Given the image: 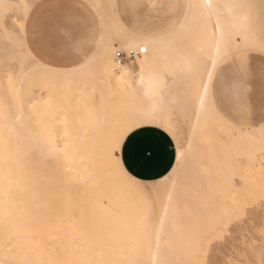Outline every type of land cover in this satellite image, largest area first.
<instances>
[{"label": "bare ground", "instance_id": "bare-ground-1", "mask_svg": "<svg viewBox=\"0 0 264 264\" xmlns=\"http://www.w3.org/2000/svg\"><path fill=\"white\" fill-rule=\"evenodd\" d=\"M39 1H22L23 26ZM86 1L100 20L102 34L96 52L102 80L130 92L124 103L132 122L139 125L134 130L155 127L161 117L170 127L186 123L187 148L193 150L189 142L201 135L204 147L194 148L193 157L201 154L208 158L204 162L210 160L211 168L201 165L199 159L187 160L186 166L200 167L203 181L216 184L203 186L201 193L190 190L189 184L183 192L176 191L174 185L164 186L168 191L160 201V221L142 248L112 247L91 238L76 217V203L97 174L112 171L118 165L104 145L97 152L92 145L85 144L89 135L99 133L94 127L99 122L94 115L79 110L85 87L96 84L91 81L87 85L84 80L91 75L92 58L82 55L71 67H53L35 57L24 33V55L33 66L29 76L26 71L22 74L17 91L23 92L27 82L39 84L47 94L44 98L50 101L48 105H52L55 93L58 102L54 100L50 111L37 112L40 99L34 89H27L26 106L40 119L31 127L29 116L23 120L24 113L16 103L10 105L5 97L0 98V117L4 118L0 124V264H21L24 240V259L28 264H83L84 250L77 249L67 234L70 224L75 225L87 246L100 252L102 264H200L207 236L213 234L221 220L242 209L236 194L245 188L234 185V176L245 181L264 178V124L247 129L230 126L215 111L209 87L214 70L231 53L264 50L250 21L254 0H185V10L175 29L153 35L123 28L113 12L114 0ZM156 2L150 0V4ZM11 3L0 0V18ZM0 39L12 38L0 33ZM140 47H145L146 53L138 57L136 69L117 63L118 51ZM11 80L8 79L10 83ZM6 87L9 91L16 89V85L13 89ZM230 128L236 131L231 138ZM47 159L52 162H46ZM208 171L217 177L209 176ZM176 196L200 197L201 201H175ZM29 239L35 250H28ZM39 245L43 248L42 256Z\"/></svg>", "mask_w": 264, "mask_h": 264}, {"label": "rangeland", "instance_id": "rangeland-1", "mask_svg": "<svg viewBox=\"0 0 264 264\" xmlns=\"http://www.w3.org/2000/svg\"><path fill=\"white\" fill-rule=\"evenodd\" d=\"M22 1L24 0H11L12 6H7L5 9L6 11H4L5 14H2L0 18L1 21L3 20L2 22L0 21V33H5L6 37L12 38L10 41L0 39V83H2L0 84V98L5 97L7 103H9L10 105L12 103H16L17 108L20 109V111L22 110L24 113L23 120H27V117L29 116L31 120V127H34L39 117L34 114L35 112L32 109L30 110L29 107L26 106L27 100L25 98V95L27 89H34V94L40 99L39 104H37V112L50 111L51 106L55 104L54 100L56 101V104L58 100L56 96L57 93H55L53 97L54 100L53 102L51 101L52 105H48V98H44L47 94L39 84L31 85L27 82L23 85V87H25V91H17V87L20 86L22 74L24 73V71H26L27 76H29L31 67L33 66V62L25 57L24 46L21 42V38L24 36V33L26 36L25 26H23L24 21L22 11L24 7ZM25 1L32 2L33 0ZM149 1L150 0H114L113 12L117 16L120 12L122 18V27L129 31L137 30L141 26L146 28L152 22H154L155 19H158L155 28L156 32L162 31L163 29V23L161 19H163V16H165L163 15L164 13H162L164 9H169V12L174 11L177 15L183 14L185 10V0H157V6L149 4ZM154 8H158L161 12H156ZM251 14L253 31L257 35L258 41L264 47V35L261 34L256 25L258 21L264 20V0H255L253 2L251 7ZM10 30L11 32L9 34ZM243 51L244 50H240L231 53L230 63L223 62L218 67L212 83V94L215 102V104H212L215 111H217V113L224 121L229 122L231 124L230 126L233 125V127H237L238 129H247L251 128L252 126L256 127L258 125L262 126L264 124V122H262L258 125H253L250 122L248 111L244 110L243 108L242 99L239 102H236L234 99L236 86H230V106L225 103L222 104L218 101V96L220 94V91L222 90L220 86V80L225 75H227L229 71L231 79H233L234 81H242L243 62L241 60V57ZM259 51L264 53L263 50ZM20 53L22 54V56H20ZM18 54L20 57L18 56ZM90 57L92 58V65L90 66L91 75L86 76L84 80L86 81L87 85L90 84L91 81H96V84L88 85L85 87V97L79 110L86 115L88 113L93 114L96 121H99L100 123L98 122V124L94 126L99 133H96L95 135H89L86 138L87 141L85 142V144L92 145L91 147H94V150H96L97 152L98 149H101L102 145H104L105 149L108 150L107 152L109 156L111 157V142L116 137L121 135L126 127L134 124L132 122L131 116H129L127 112L128 105L124 103L125 97L130 94V92L125 88L110 84L107 81L105 83V80H102V77L104 78V75L102 71H100L101 69L98 67L99 55L96 52L94 55H90ZM238 58L240 60H238ZM137 60L138 58L127 63V68L129 67V69L133 70L136 69ZM228 65L230 66V68ZM8 73L12 74V76H8ZM38 73L39 71L37 72V74ZM100 73L102 75H100ZM18 74L20 77L18 76ZM6 78V81H8V79L11 80L12 78L11 83L13 84H11L10 81H8L9 83L6 82ZM5 83L6 86H9V88L12 89L16 85V89H10L9 91L8 87L3 86V84ZM239 90L241 92V87H239ZM12 93L15 94L14 96H18L19 98H14ZM241 97L242 95L240 93V98ZM40 102L44 104L42 105ZM215 105L217 108L215 107ZM0 119H2L0 120V124H2L4 122V118L0 117ZM159 120L161 124L166 125L165 123H163V117H161ZM168 127L172 131L171 137L175 142L177 155L179 153L180 158L177 159L176 157V163L171 172L166 177L153 183H141L140 181L134 179L124 168L127 176L124 178L122 183L136 186L151 197V201L148 203L146 208L147 216L144 217L143 220H133L131 222L135 227L134 232H136V234H141V236L139 237L140 241L138 243L127 247L129 248V250L142 248V245L152 237L155 228L160 221V201L164 199V192L168 191V189L164 186L169 187L170 185H174V189L176 191L183 192L185 189L184 186L189 184L192 186L190 190H197L199 193H201L203 186L216 184V182L212 183L209 181H203L204 177L203 173L201 174L200 172V167H195L193 166V164L192 166H186L187 160L197 161L199 159L201 165L209 169L211 168L210 160H206V162H204L205 159L208 158H204V156H202L201 154L198 155V157H193V154H195L194 148L200 149L201 147H204V139H201V135L192 137L191 142H189L191 145L189 147L193 148V150H191L187 148L188 125L186 123H182L181 125L178 124L175 127ZM135 130L133 129L128 133V135ZM177 133H179V135H177ZM230 133V138L233 137L232 133L233 135H236V131L232 130V128H230ZM127 136L125 137V139L127 138ZM79 143L82 144L84 142ZM121 149L119 150L118 158H121ZM261 157H264V155H262ZM48 161L52 162V160L50 159L46 160V162ZM180 162H182V164H180ZM239 163L242 164V160L239 161ZM207 174L209 176L213 175L212 177L214 178L217 177L216 174H210L209 171L207 172ZM238 177L234 176L233 180L235 182L233 183L238 188H245V190L243 189L244 191H240V194H236L237 200L242 204V209L238 213H235L231 217L226 219L232 220H230L231 223L229 224V228L225 230L227 232V235L225 237L219 240H215L211 246L207 244L206 240L204 241L201 248L202 255H199L200 261L198 262L200 264H208L209 261H212L213 264H261V261L264 260V178L257 181H245L240 177V179H238ZM240 180H243L244 182ZM242 184L243 186L241 187ZM194 186L197 187L195 188ZM230 198L233 199V196H231ZM174 200L189 202L201 201V198L198 197L197 199H186L183 196H176L174 197ZM227 200H225L226 203L228 202ZM223 203L225 202L223 201ZM138 229L141 230L137 232ZM213 231H215V229ZM67 234H70L71 241L72 243H74L77 249L84 250L86 260L83 262V264H102L101 260L99 259L101 257L100 252L86 245L74 224H70V230H68ZM211 235H208L207 237ZM41 239L42 238L39 237V242H41ZM33 241L34 243H37L36 240ZM27 242H30V247L28 246V250H35V247L31 246V239H29V241ZM25 244L26 241L24 240L21 247V252H23V261L21 262V264H28V262L24 259L26 251ZM38 252L39 255H43V248L40 245L38 247ZM140 264L145 263L140 262Z\"/></svg>", "mask_w": 264, "mask_h": 264}, {"label": "crops", "instance_id": "crops-1", "mask_svg": "<svg viewBox=\"0 0 264 264\" xmlns=\"http://www.w3.org/2000/svg\"><path fill=\"white\" fill-rule=\"evenodd\" d=\"M156 3L153 5L157 6ZM154 10L160 11L158 8ZM162 13L165 15L161 19L162 32L173 31L183 14L177 15L174 11L169 12V9H164ZM118 17L122 23L120 12ZM157 20L155 19L146 28L141 26L132 31L147 35L160 32H155ZM250 21L252 26V14ZM33 24L35 27H31ZM256 25L264 35V20L258 21ZM25 32L28 47L35 57L45 64L58 68L73 66L81 60L82 55H94L102 34L97 13L84 0L36 2L26 21ZM40 34L43 35L42 38H39ZM70 37L74 40V45L71 54H68L65 44ZM242 50H244L241 57L242 81L231 79L229 71L220 80L222 90L218 101L230 106V86H236L235 101L239 102L242 99L243 108L248 111L250 122L258 125L264 122V53L259 51L263 49ZM225 63H230V55ZM218 67L214 70L209 85L211 101L214 104L212 83ZM145 151L151 153V158L148 160L143 158ZM120 155V165L112 171L97 174L89 187L80 195L76 203V217L83 230L95 241L112 247L127 248L140 241L141 234L134 232L135 227L131 222L143 220L147 216L146 208L151 197L136 186L122 183L127 176L124 168L141 183H153L171 172L176 163L177 151L171 136L157 127L145 126L127 136ZM140 230L138 229L137 232Z\"/></svg>", "mask_w": 264, "mask_h": 264}, {"label": "snow or ice", "instance_id": "snow-or-ice-1", "mask_svg": "<svg viewBox=\"0 0 264 264\" xmlns=\"http://www.w3.org/2000/svg\"><path fill=\"white\" fill-rule=\"evenodd\" d=\"M73 45H74V40L70 37L69 40L65 44V47L68 50V54H71V49H72ZM205 91H206V89H205ZM148 123H154V122L148 121ZM138 126H139L138 123H134V124L129 125L128 127H126L123 130L121 135L116 137L111 142V144H110V154H111L112 158L114 160H116L118 165H119L118 154H119V150L123 146V141H124L125 137L128 135L129 132H131L134 128H136ZM155 127L161 129L162 132H164L168 136L172 135V131L167 125H164V124H161V123H155ZM143 158L145 160L150 159L151 158V153L149 151H145L143 153ZM179 158H180V154L178 153L177 159H179ZM230 223H231L230 220H221V222L219 223L218 227L215 229L213 234L206 238L207 244L209 246H211L212 243L215 240H219V239H222L223 237H225L227 235V232L225 230L229 228V224ZM208 264H213V262L209 261ZM261 264H264V260L261 261Z\"/></svg>", "mask_w": 264, "mask_h": 264}, {"label": "built area", "instance_id": "built-area-1", "mask_svg": "<svg viewBox=\"0 0 264 264\" xmlns=\"http://www.w3.org/2000/svg\"><path fill=\"white\" fill-rule=\"evenodd\" d=\"M146 53L145 47H140L137 49H130L127 52L118 51L116 53V60L119 65L126 64L134 61L136 58L141 57Z\"/></svg>", "mask_w": 264, "mask_h": 264}]
</instances>
